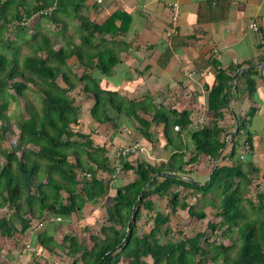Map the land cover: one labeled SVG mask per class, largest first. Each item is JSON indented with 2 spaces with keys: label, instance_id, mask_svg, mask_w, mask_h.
<instances>
[{
  "label": "trees",
  "instance_id": "1",
  "mask_svg": "<svg viewBox=\"0 0 264 264\" xmlns=\"http://www.w3.org/2000/svg\"><path fill=\"white\" fill-rule=\"evenodd\" d=\"M85 2L0 0V209L13 212L0 221V249L8 245L7 260L19 264L33 257L32 248L23 254L29 244L52 257L59 256L58 250L70 259L67 264H264V194L254 186L258 170L249 136L243 152H237L255 108L245 113L229 106L233 91L235 106L251 99L258 70L242 72L240 86L233 77L243 65L221 68L214 62L216 76L206 103L211 121L206 125L195 128L189 112L154 105L146 106L152 117L146 120L138 113L144 101L104 88L102 78L113 73L126 44L98 41L97 34L113 36L124 29L115 26V16L103 24L82 16ZM26 18L36 22L29 26ZM28 91L37 95L38 106L26 100ZM82 97L91 98L88 115L98 126L110 124L117 131L118 115L125 114L151 141L152 126L163 125L169 159L157 164L131 155L112 167L108 146L90 125L85 130L83 101L76 103ZM23 101L26 116L7 115L11 103ZM226 119L237 128L232 137ZM14 124L18 138L7 149L5 135ZM204 157L208 179L199 185L191 182L188 168ZM226 159L231 164H224ZM109 194L101 207L106 215L99 234L89 232V239L82 240L71 231L61 242L55 239L59 227L71 229L77 220L84 224L86 206ZM155 199L166 200V212ZM209 209L215 220H208ZM182 211L189 225L208 220L206 228L192 236L182 229L174 233L170 218ZM143 220L147 231L140 233Z\"/></svg>",
  "mask_w": 264,
  "mask_h": 264
},
{
  "label": "crops",
  "instance_id": "2",
  "mask_svg": "<svg viewBox=\"0 0 264 264\" xmlns=\"http://www.w3.org/2000/svg\"><path fill=\"white\" fill-rule=\"evenodd\" d=\"M174 3L179 6L177 32L168 37ZM81 15L98 24H103L111 16L117 17L115 26L124 29L123 32L105 37L97 34L98 41L105 39L114 46L118 42L126 44L119 52L120 61L113 73L102 78L103 86L117 90L127 99L144 101L138 113L149 121L152 117L146 113V106L154 105L189 112L195 128L208 124L211 118L207 115L206 103L208 86L216 76L214 62H218L221 68L243 65L240 70L252 67L246 64L253 62L258 74L251 99L246 104L236 103L235 106L236 92L233 91L229 105L245 113L255 108L247 130L241 135L237 152H243V142L249 136L253 144L251 160L258 170L253 175L254 186H258V192L264 194V0H86ZM75 22L72 24L75 25ZM252 22L257 23V31L251 29ZM77 67V64L73 66ZM240 75L235 80L233 77V83H240L241 86ZM79 99L78 103L83 101L84 116L88 114L92 100L89 97ZM233 109L231 112L236 123ZM113 114L116 118L117 111ZM118 116L121 125L117 131L110 124L91 126L100 141L108 146L112 167L121 164L118 150L130 145L135 137L140 138L138 142L146 149L135 155L144 156L157 164L169 159L171 151L166 146L163 125H153L150 131L152 139L146 141L134 119L125 114ZM201 120L202 124L199 123ZM233 121H225L227 130L233 131L231 137L237 133L234 134L237 128L233 127ZM184 140L187 145V133ZM191 151L187 152V158L192 156ZM206 161L204 157L197 165L188 168L193 178L191 182L202 185L208 179L204 169ZM231 162L226 159L224 164ZM110 197L111 194L105 197V203ZM94 205L86 206L85 218L96 210ZM181 213L186 214L184 211ZM181 213L172 217H180ZM44 251V255L49 253Z\"/></svg>",
  "mask_w": 264,
  "mask_h": 264
},
{
  "label": "rangeland",
  "instance_id": "3",
  "mask_svg": "<svg viewBox=\"0 0 264 264\" xmlns=\"http://www.w3.org/2000/svg\"><path fill=\"white\" fill-rule=\"evenodd\" d=\"M27 25L32 26L35 22H36V18L34 19H27ZM75 22V21H74ZM78 22H75V25L77 26ZM75 25L72 24V26L75 28ZM13 36V35H12ZM26 100L28 102H30L33 106H38L39 102H38V97L34 92L28 91L26 93ZM79 98L77 99V102H79ZM24 101L20 104V106H17L14 103H11L9 110L7 111V115H15L18 114V116L20 115H25L26 116V111H25V107H24ZM85 122H86V129H88V125H90V128L93 130V128L91 127L93 124L89 115L86 114L83 116ZM13 121L15 122V118H13ZM97 125V124H96ZM95 125V126H96ZM98 126V125H97ZM98 128V127H97ZM96 130V129H95ZM18 134L19 131L16 127V125L14 124L12 127H10V130L6 133L5 135V143H4V147L7 149H10L12 144L15 143V141L18 138ZM71 160H73V158H71ZM0 162H3L2 157H0ZM100 176H102V173H99ZM104 176V175H103ZM156 203H157V208L160 211H165L166 212V200H160L158 201V199H155ZM105 203L104 200H100L99 202L95 203V208L96 210L91 214H89V216L86 217L84 224L77 221H74L72 223V228L68 229L66 228V226H61L59 227L58 231H56L54 234L55 239L58 242H61L64 234H66L67 232H71L73 234H76L77 236H79L80 239L82 240H88L89 239V232L90 233H96L99 234L100 232V228L102 226V223L104 222V217H105V212L104 210H101V207L103 206V204ZM106 203H108V201L106 200ZM87 214V213H86ZM182 215L180 217H171L170 218V225L173 229V232L177 234V231L182 229L186 235L188 236H192L194 235L198 230L201 229H205L207 226V221L208 220H215L214 215L215 212H213L212 210L210 211V216L208 218V220H204V221H194L193 223H191V225L188 224V222L190 221L189 218L187 217L186 214L181 213ZM13 216V212L9 211L7 208L5 209H0V221H6L8 219H10ZM91 218V219H90ZM90 219V220H89ZM91 220L92 223H91ZM89 221V222H88ZM187 221V223H186ZM192 221V220H191ZM141 227H140V233H143L145 231H147V227L145 226V221L143 220L141 223ZM47 225L45 226H41L37 233H40L42 230H44V228H46ZM88 231H87V229ZM209 236H212L213 238H216L215 236H213V234L211 232H209ZM4 241V240H3ZM5 242V241H4ZM36 246V244H35ZM32 251L34 252L35 255H33V257L26 259L23 262H20L19 264H34V262H39L40 264H67L70 259L68 257H66L65 255H63L61 252H59L58 250L55 249V252L57 255H59L58 257H52L49 253L46 252V254L44 255V250H40L38 247H34L32 246ZM7 250H8V245H5L3 248L0 249V263H7V264H17V262L15 261H8L7 260ZM29 257V255H28ZM122 264H129L127 261H123ZM210 264H213L210 262Z\"/></svg>",
  "mask_w": 264,
  "mask_h": 264
},
{
  "label": "built area",
  "instance_id": "4",
  "mask_svg": "<svg viewBox=\"0 0 264 264\" xmlns=\"http://www.w3.org/2000/svg\"><path fill=\"white\" fill-rule=\"evenodd\" d=\"M170 14H171V16H170L171 22H170V26L168 27V30H167V36L168 37L174 36L177 32V21H178V16H179L178 4H176V3L172 4ZM251 29L254 31H257L259 29L256 22H252ZM199 123L202 124L203 121L201 120V121H199ZM174 129H175V131L180 130L179 126H176ZM145 151H146L145 147L141 143L137 142V143H134L132 145L121 147L118 150V155L120 157L124 158V157H128L131 155H135L137 153H143ZM51 220H54V219H51ZM57 220L60 221V218H57ZM29 250H31V246L29 244H27L23 250V254Z\"/></svg>",
  "mask_w": 264,
  "mask_h": 264
},
{
  "label": "water",
  "instance_id": "5",
  "mask_svg": "<svg viewBox=\"0 0 264 264\" xmlns=\"http://www.w3.org/2000/svg\"><path fill=\"white\" fill-rule=\"evenodd\" d=\"M259 66H261V67H263L261 64L259 65ZM256 66H252V67H249V68H245V69H242V70H240V71H238L236 74H235V76H234V80L238 77V75L240 74V73H242L243 71H245V70H248V69H254ZM230 106V105H229ZM235 121H236V123H238V118L235 116ZM237 132V130L234 132V134Z\"/></svg>",
  "mask_w": 264,
  "mask_h": 264
}]
</instances>
